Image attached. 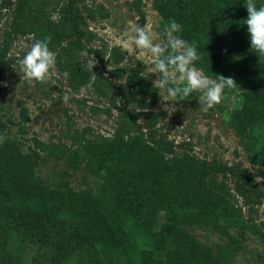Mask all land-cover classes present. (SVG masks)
Segmentation results:
<instances>
[{"label":"rangeland","instance_id":"374dc122","mask_svg":"<svg viewBox=\"0 0 264 264\" xmlns=\"http://www.w3.org/2000/svg\"><path fill=\"white\" fill-rule=\"evenodd\" d=\"M99 2L107 16L80 25L69 48L77 36L59 39L37 2L8 36L0 0V264H200L174 244L179 228L217 264H264V57L250 48L246 0ZM185 17L175 35L196 43V67L238 83L207 111L199 93L162 103L150 65L115 46L130 23L163 37ZM45 36L54 75L29 83L20 60ZM206 167L223 185L198 180ZM31 179L70 197L31 192ZM82 199L108 220L93 226Z\"/></svg>","mask_w":264,"mask_h":264},{"label":"clouds","instance_id":"9594fccd","mask_svg":"<svg viewBox=\"0 0 264 264\" xmlns=\"http://www.w3.org/2000/svg\"><path fill=\"white\" fill-rule=\"evenodd\" d=\"M245 6L248 16L244 23L250 34V48L264 57V4L258 7L255 0H246ZM180 30L181 25L171 21L161 37L159 33L130 23L122 36L114 37L115 46H120L129 56L144 58L150 65L149 74L157 77L152 81V87L158 91L162 103L170 101L175 104L186 100L192 93H199V104L207 111L222 102L225 89H235L238 83L223 75L212 78L198 69L195 62L202 57L197 45L175 35ZM50 41L51 36L35 40L20 60L21 71L29 83H46L54 75L56 53L49 48ZM91 60L95 61L90 65L93 69L97 61L93 56ZM3 140L0 137V143Z\"/></svg>","mask_w":264,"mask_h":264},{"label":"trees","instance_id":"16d2710c","mask_svg":"<svg viewBox=\"0 0 264 264\" xmlns=\"http://www.w3.org/2000/svg\"><path fill=\"white\" fill-rule=\"evenodd\" d=\"M6 2L8 7L11 10L10 13V21L8 23L6 34L11 36L12 34H19L20 33V23L23 20L24 12H25V6L30 2H37L40 10L43 12L42 15V22H46V24L49 26L50 29L54 31H58L59 33V39H62L63 35L65 33H68L70 37L77 38H69L71 39L68 41L69 48H72V46L76 43H73V40L78 39V36L80 35L78 32V28L80 25H84L86 20L94 19L96 17H106L107 13L106 9L104 8L103 4L99 2V0H1V2ZM2 6V5H0ZM39 11L34 15V18H37ZM54 14H56V17H54ZM53 15V16H51ZM44 17V21H43ZM187 18H181L179 20L180 25H187L189 22L186 21ZM67 42V43H68ZM72 45V46H71ZM66 47V46H65ZM198 68L201 69L205 73H210V71L207 69V66L201 62L198 63ZM245 90H248L246 88ZM252 89H249L248 91H251ZM146 147L149 146L148 143H144ZM159 161L163 162V159L160 157ZM167 161V160H166ZM189 170V172L192 170V168L187 167L186 171ZM203 173L200 176L199 181L205 182L208 181L210 185V189L213 187H216L217 183H220L218 181L219 178V172H217L214 167H206L202 169ZM223 174L225 175V171H223ZM224 182V181H223ZM28 183V181H27ZM221 184V183H220ZM223 185V184H221ZM30 189L29 191H39V192H51L55 194L59 199H64L67 197H70L71 189L66 184L59 185V184H46L45 181H42L40 179H31V182L29 184ZM52 186V188H51ZM216 196V195H215ZM81 198V197H80ZM217 202H219V199H216ZM81 209L85 214H91L90 222L93 224V226L101 223H105L108 219L105 215L99 213L90 206L86 200L82 199L81 201ZM166 222H171L170 216L167 215ZM174 237V244H177L180 246V248L185 253V258L191 257L195 259L200 264H217L216 260L213 258L211 251L201 245L199 242H197L195 239L189 237V235L183 230L182 228H179ZM95 239L91 238L89 246L91 249L94 250L95 258H99L97 249L95 248ZM180 252L174 251L172 253L173 260L179 261L178 258H180ZM184 259V258H183ZM171 263V262H170ZM167 263V264H170ZM172 264V263H171Z\"/></svg>","mask_w":264,"mask_h":264}]
</instances>
